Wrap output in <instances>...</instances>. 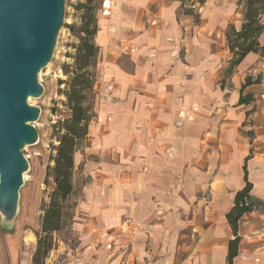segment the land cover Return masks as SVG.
<instances>
[{
	"label": "crops",
	"instance_id": "crops-1",
	"mask_svg": "<svg viewBox=\"0 0 264 264\" xmlns=\"http://www.w3.org/2000/svg\"><path fill=\"white\" fill-rule=\"evenodd\" d=\"M102 3L104 22L95 37L100 50L94 118L86 140L100 156L87 164L89 183L81 188L74 213L73 234L78 232L79 242L74 259L64 258V263L227 264L235 235L226 214L245 186L248 164L257 206L240 221L242 239L232 264H264V239L247 233L255 210L264 206V156L253 155L252 148L238 154V173L226 180L228 190L221 184L210 208L188 219L197 185L177 180L192 173L185 165L195 142L213 140L226 123L241 124L251 111L241 108L250 105L239 103L241 90L225 105L220 82L232 55L226 33L232 25L239 30L244 17L209 0ZM197 4L198 18L192 12ZM259 39L264 44V31ZM262 60L249 53L237 67ZM258 92H264L260 83L243 90L254 98ZM194 122L202 128L200 138L190 129ZM116 155L123 162L135 160L134 165L114 162ZM228 172L221 167L220 175ZM181 235L188 241L180 244ZM54 260L60 264V241Z\"/></svg>",
	"mask_w": 264,
	"mask_h": 264
},
{
	"label": "rangeland",
	"instance_id": "rangeland-1",
	"mask_svg": "<svg viewBox=\"0 0 264 264\" xmlns=\"http://www.w3.org/2000/svg\"><path fill=\"white\" fill-rule=\"evenodd\" d=\"M85 1L64 0L63 20L56 35L52 57L39 73L42 92L38 96L29 99L31 106L40 109L39 118L33 122L38 136L35 142L22 148L26 160L25 172L28 176L19 189L17 206L13 210L9 221H5V213L0 209V264H33V254L38 245L37 232L41 230L43 208L49 201V195L55 187L50 167L54 164L52 158L56 154L55 147L59 144L60 125L70 113L66 105L67 98L64 95L67 89L66 82L70 76L64 72L63 68L74 64L75 46L80 42L79 28L83 24V11L78 7V4ZM209 1H211V4L215 2L219 6L231 7L235 10L237 17H244L246 0ZM96 6L99 28L104 22L102 16L104 14V4L102 0H97ZM196 6V9L192 12L198 18L197 9H199V5ZM262 21L264 23V10ZM229 31L230 27L227 32ZM228 66L229 64H226L221 70L220 77V82L223 80L226 91L225 105L229 104L227 102L234 93L237 96L240 94L241 87L248 77L253 80L261 78L259 83L264 86V60H262V63H253L243 69L237 67L231 76L224 75ZM61 80L64 83H61ZM245 92L247 91L245 90ZM94 97L95 94L92 92L89 96L91 107H93L95 101ZM241 108L251 110L241 124L226 123L224 128L220 130V136L214 135V139L207 143L195 142L193 144L192 158L188 159L185 165L192 167V173L177 177L179 183L187 178L190 183L197 185L194 189L191 210L185 215V219H188L189 216L202 215L204 210L209 209L214 200V195H216L217 190L221 189V184L228 190L226 180L238 173V154L242 155V152L245 150L249 152V149L252 148L251 153L253 155L257 153L264 156V92H258L254 102ZM258 111H260L261 116L258 117L257 115L256 117ZM230 116L225 117V119L230 120ZM199 125V122H194L190 127L195 138H200L202 135L200 134L202 128ZM91 148V142L84 141L77 152L74 170L75 197H70L67 202L68 207L62 228L60 231L53 233L51 237L53 248L43 260V264H58L57 260L53 261V259L54 250L57 248L59 241L60 264H67V262L64 263L66 258L74 259L75 257L74 249L79 242V235L78 232L77 235L73 234L74 217L76 216L74 213L77 204L80 202L81 188L89 183L87 164L93 160L97 161L99 158H96V156H100V154L93 152ZM113 161L133 166L135 160L131 162L129 159H125L123 162V159L116 155ZM221 167H227L229 172L223 176L220 175ZM248 172L250 174L249 167ZM255 212L252 215L247 233L252 236H261L262 238H259L262 241L264 239V206H260ZM134 230L136 231V228ZM188 239L189 237L181 235L179 242L182 244ZM71 250L73 251L72 254L68 255L67 251L71 252Z\"/></svg>",
	"mask_w": 264,
	"mask_h": 264
},
{
	"label": "trees",
	"instance_id": "trees-1",
	"mask_svg": "<svg viewBox=\"0 0 264 264\" xmlns=\"http://www.w3.org/2000/svg\"><path fill=\"white\" fill-rule=\"evenodd\" d=\"M96 3L97 0H86L78 4L83 11V24L79 28L80 42L75 46L74 64L63 68L64 72L70 76L64 92L70 113L60 125L59 144L55 147L56 154L52 158L54 164L50 167L55 187L43 208L41 230L37 232L38 245L33 254V264H43V260L53 248L51 238L53 233L62 228L68 207L67 202L74 193L75 153L81 143L88 139L89 125L94 118L93 108L89 105V96L97 80L95 67L100 50L95 42L98 33ZM263 10L264 0H246L244 23L241 28L237 30L233 25L230 26L226 39L232 58L229 67L225 70L226 74L231 75L249 53L264 57V44L259 39L264 31ZM260 79L247 78L241 87L239 103L250 104L255 101L252 94L244 95L243 90L248 85L259 83ZM61 83H64L63 80ZM244 173L245 186L236 193L234 205L226 214L235 235L229 242L227 264H232L233 259L239 254V244L242 238L238 234V229L242 217L254 211L257 206L256 200L251 195L253 183L248 178L246 165Z\"/></svg>",
	"mask_w": 264,
	"mask_h": 264
},
{
	"label": "water",
	"instance_id": "water-1",
	"mask_svg": "<svg viewBox=\"0 0 264 264\" xmlns=\"http://www.w3.org/2000/svg\"><path fill=\"white\" fill-rule=\"evenodd\" d=\"M64 0H0V209L9 221L24 182L25 144L37 140L41 69L53 54Z\"/></svg>",
	"mask_w": 264,
	"mask_h": 264
},
{
	"label": "bare ground",
	"instance_id": "bare-ground-1",
	"mask_svg": "<svg viewBox=\"0 0 264 264\" xmlns=\"http://www.w3.org/2000/svg\"><path fill=\"white\" fill-rule=\"evenodd\" d=\"M30 99V98H29ZM30 103V102H29ZM25 145H27V143L25 144ZM27 174H26V172H24V179H26L27 178Z\"/></svg>",
	"mask_w": 264,
	"mask_h": 264
}]
</instances>
